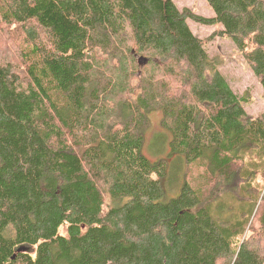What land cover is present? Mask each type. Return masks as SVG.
Instances as JSON below:
<instances>
[{
  "label": "trees",
  "instance_id": "obj_1",
  "mask_svg": "<svg viewBox=\"0 0 264 264\" xmlns=\"http://www.w3.org/2000/svg\"><path fill=\"white\" fill-rule=\"evenodd\" d=\"M205 1L0 0V264H264V112L187 25L264 93V0Z\"/></svg>",
  "mask_w": 264,
  "mask_h": 264
},
{
  "label": "rangeland",
  "instance_id": "obj_2",
  "mask_svg": "<svg viewBox=\"0 0 264 264\" xmlns=\"http://www.w3.org/2000/svg\"><path fill=\"white\" fill-rule=\"evenodd\" d=\"M173 2L179 9L188 8L197 15L207 18L213 17L212 10L205 0H173ZM187 25H189L188 27L195 37L204 40L208 37L213 38L211 41H207V54L210 57L218 58V61L220 62V72L230 85L231 90H233L238 98L243 97L247 100L244 104V109L247 115L254 117L264 112V93L262 88L256 77L253 75L250 67L243 59L242 54L236 49L230 39L212 36L214 33L218 32V26H203L191 20L187 21ZM160 119V112L150 114L146 126L143 154L151 162L154 160L157 161L160 158H165L164 156L169 152L168 141L170 140V137L160 128ZM173 159V157H170L168 158V161L171 163L174 161ZM183 171V164L178 170L175 169L176 175L178 174L177 181H180L181 183ZM262 181L263 180H259L258 184H263ZM173 187L175 188V185ZM173 190L170 194L171 198H175L179 194V188L177 189V192H174ZM108 200L109 199L106 198V205L109 203ZM63 233L64 230L62 228L60 229V234ZM22 249L32 255L35 250L33 247L28 246Z\"/></svg>",
  "mask_w": 264,
  "mask_h": 264
},
{
  "label": "water",
  "instance_id": "obj_3",
  "mask_svg": "<svg viewBox=\"0 0 264 264\" xmlns=\"http://www.w3.org/2000/svg\"><path fill=\"white\" fill-rule=\"evenodd\" d=\"M22 251H24V249H22Z\"/></svg>",
  "mask_w": 264,
  "mask_h": 264
}]
</instances>
